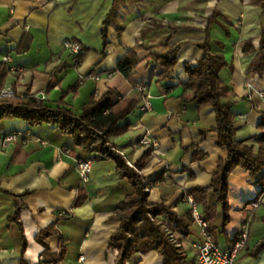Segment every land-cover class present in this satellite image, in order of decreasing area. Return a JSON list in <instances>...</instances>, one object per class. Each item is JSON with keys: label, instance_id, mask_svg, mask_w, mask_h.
<instances>
[{"label": "crops", "instance_id": "obj_1", "mask_svg": "<svg viewBox=\"0 0 264 264\" xmlns=\"http://www.w3.org/2000/svg\"><path fill=\"white\" fill-rule=\"evenodd\" d=\"M257 1L164 0L156 7L162 11L149 17L140 12L145 7L137 0H0V28L8 30L13 40L0 42V89L13 87L19 95L34 94L53 105L64 96L66 105L80 113L93 97L113 88L125 98L138 84L150 99L151 109L136 110L127 118L129 130L112 140L131 165L150 153L143 173L152 182L148 189L151 202H176L179 213L192 217L188 190L208 186L219 159L226 158L228 151L218 145L219 136L214 131L203 139V132L216 126L214 108L199 109L197 105L183 103L184 82L188 80L183 64L195 63L202 57L196 43L206 39L208 18L220 10L218 23L212 27V50L223 54L228 63L220 77L234 93L237 139L247 141L259 152L264 74L255 72L254 65L264 56V6ZM113 8L109 44L105 47L103 26ZM151 18L159 26L149 28ZM120 28L123 35L118 32ZM67 39L79 41L91 50L78 60L66 49ZM20 41L18 51L16 45ZM176 44H182L176 74L158 82L161 68L147 66L149 57ZM132 49L140 61L139 72L133 78L135 83L116 71ZM91 74L100 75L101 79L88 78ZM97 87L101 89L98 96ZM10 133L18 139L7 144L0 140V185L19 195V202L27 205L21 212L29 243L26 260L43 264L45 247L37 242L36 235L54 224L68 245L69 252L62 264H115L118 251L110 249L109 244L120 221L114 217L122 212L119 205L132 192L131 183L119 176L116 162H95L91 181L83 186L76 162L79 155L82 159L91 155L80 153L71 136L52 124L32 126L21 119L0 121V134ZM145 137L154 144L144 143ZM195 143L208 154L206 159H195ZM162 172L163 180L153 183ZM26 192L29 194L23 196ZM80 192L88 199L75 207ZM262 195L247 170L238 167L232 172V221L224 234L220 228L216 231L217 242L223 249L230 248L247 225L250 240L246 251L253 250L264 239V202L255 206ZM15 209V199L0 190V264L20 263L22 232L8 220ZM191 230L192 235L183 242L187 250L201 238L200 223L195 222ZM48 241L54 252L60 250L58 235H52ZM241 257L239 264H264V250L258 257Z\"/></svg>", "mask_w": 264, "mask_h": 264}, {"label": "trees", "instance_id": "obj_2", "mask_svg": "<svg viewBox=\"0 0 264 264\" xmlns=\"http://www.w3.org/2000/svg\"><path fill=\"white\" fill-rule=\"evenodd\" d=\"M257 4L264 6V0L257 1ZM113 13L114 8L108 14L103 26L105 47L109 44V24ZM220 14L221 11L216 10L214 15L208 18L206 39L196 43L202 51V57L195 63L186 61L183 64L188 80L184 82L185 90L182 95L184 104H194L199 109L209 106L214 108L216 126L204 131L203 139L209 132L214 131L219 136L218 145L228 151L226 158L219 159L217 169L208 186H195L188 190L189 197L194 198L201 217L207 222L208 233L217 244H219L216 239L217 229L220 228L221 233L224 234L232 221L229 198V178L232 172L238 167L247 170L252 184L260 187V195L264 194V114L258 125L262 132L258 138L261 147L256 153L254 147L247 141L237 139L238 127L232 100L234 93L220 77L222 69L228 63L223 54L212 50V27L218 23L217 17ZM121 31L120 28V35ZM0 42H13L8 30L0 28ZM21 44L22 41L17 43L16 50L21 51L19 48ZM165 44L168 46L169 40ZM261 49L264 54V31ZM90 50L84 47V52ZM181 50L182 44H176L160 53H151L147 66L161 68L158 82L167 81L176 74L180 64ZM83 54L78 56V60ZM139 64L138 54L132 49L122 58L116 71L135 83L133 78L139 72ZM254 68L255 72L264 74V56L254 65ZM146 98L143 89L135 83V88L129 96L124 98L117 89L112 88L98 98L93 97L82 112L76 113L66 105L64 96L58 104L53 105L37 95L25 93L13 98L0 97V121L21 119L32 126L55 125L63 134L73 138L74 146L80 153L85 152L91 155L86 159H92L95 162L102 160L116 162L119 176L122 180L126 179L131 183L132 192L120 203L119 208L122 212L114 217L120 221V227L113 233L109 244L110 249L118 251L115 264H130L136 256L151 251L159 254L160 264H199L196 259H189L183 245L184 239L192 235L194 216L189 217L179 213L176 210V202L149 200L148 189L152 182L147 180L143 170L149 162L150 153L147 152L140 161L131 165L112 140L113 137L123 135L129 130L130 122L127 118L139 109ZM192 148L195 150L196 160H204L208 157L199 143H195ZM78 157L82 159L81 155ZM191 176L193 177L194 174L191 173ZM162 180L163 172L153 183ZM0 190L11 195L16 201L15 212L8 220L16 223L22 232L19 264H30L25 258L29 243L21 220L22 209L27 205L19 202V195L3 189L1 185ZM27 194L29 192L23 196ZM87 199L88 196L80 192L74 206H82ZM217 222L220 224L216 225ZM52 235H58L60 238L58 252L52 250L48 241ZM36 240L45 247L43 264H62L66 260L69 252L67 241L54 224L39 231ZM263 250L264 239L253 250H247L241 258L258 257Z\"/></svg>", "mask_w": 264, "mask_h": 264}, {"label": "built area", "instance_id": "obj_3", "mask_svg": "<svg viewBox=\"0 0 264 264\" xmlns=\"http://www.w3.org/2000/svg\"><path fill=\"white\" fill-rule=\"evenodd\" d=\"M66 49L70 50L72 54H74L77 58L79 55L84 53L83 45L76 40L67 39L65 41ZM88 78H92L96 81L101 79L100 75H88ZM101 94V89L99 87L96 88V96ZM18 91L13 87H5L0 89V97L1 98H13L16 97ZM139 109L143 112L151 109V101L150 99H146ZM18 136L14 133L1 135L0 140H3L4 143H9L12 141H16ZM144 143L146 144H154V141L149 139L148 137L144 138ZM77 169L82 178L83 186H87L91 181V175L94 168L95 161L92 159H77ZM264 202V194L255 204L257 206L260 202ZM188 202L192 207V213L196 220V222L200 223L201 226V238L198 241L194 242L195 258L197 259L199 264H239V259L241 256V252L248 246L250 240V231L249 226H245L244 229L240 231L237 239L232 244V246L228 249H223L219 244H217L212 236L207 231V222L201 217L197 204L193 197H188ZM80 259L82 261L85 260L84 256H81Z\"/></svg>", "mask_w": 264, "mask_h": 264}, {"label": "rangeland", "instance_id": "obj_4", "mask_svg": "<svg viewBox=\"0 0 264 264\" xmlns=\"http://www.w3.org/2000/svg\"><path fill=\"white\" fill-rule=\"evenodd\" d=\"M120 1H125V2H134L135 0H120ZM138 4L143 3L144 4V9H140V12L143 13V15H149V17H154V15H156V13H158L159 11H162L161 9H158L156 7H159V5L164 1V0H137ZM155 6V7H153ZM151 7V8H150ZM153 7V8H152ZM147 8V9H146ZM151 9V10H150ZM153 9V10H152ZM154 18H151V22H150V26H148L149 28H153L154 25L155 26H159L158 22H153ZM155 23V24H154ZM120 32V31H118ZM122 35H123V31H121ZM191 215L193 216V213L191 212ZM196 222V220H195ZM213 239V238H212ZM195 242V241H194ZM194 242H193V247L190 250H187L188 252V256L189 259H196L195 258V248H194ZM249 245V244H248ZM248 247V246H247ZM246 247V248H247ZM246 248L241 252V254L243 252L246 251ZM193 252V255L190 254ZM75 254V251H74ZM192 255V256H191ZM241 257V256H240ZM197 260V259H196ZM239 263H240V259H239ZM130 264H160V256L159 254H157L156 252H149L147 254H143V255H138L134 258L133 262H131Z\"/></svg>", "mask_w": 264, "mask_h": 264}, {"label": "bare ground", "instance_id": "obj_5", "mask_svg": "<svg viewBox=\"0 0 264 264\" xmlns=\"http://www.w3.org/2000/svg\"><path fill=\"white\" fill-rule=\"evenodd\" d=\"M191 254L193 255V252Z\"/></svg>", "mask_w": 264, "mask_h": 264}]
</instances>
